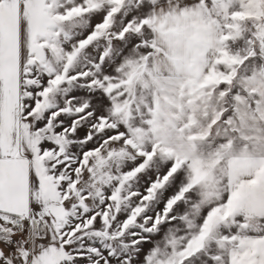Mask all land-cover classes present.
I'll return each mask as SVG.
<instances>
[{
    "label": "snow or ice",
    "instance_id": "obj_1",
    "mask_svg": "<svg viewBox=\"0 0 264 264\" xmlns=\"http://www.w3.org/2000/svg\"><path fill=\"white\" fill-rule=\"evenodd\" d=\"M0 264H264V0H0Z\"/></svg>",
    "mask_w": 264,
    "mask_h": 264
},
{
    "label": "rangeland",
    "instance_id": "obj_2",
    "mask_svg": "<svg viewBox=\"0 0 264 264\" xmlns=\"http://www.w3.org/2000/svg\"><path fill=\"white\" fill-rule=\"evenodd\" d=\"M147 247H150V246H147V245H146V248H147Z\"/></svg>",
    "mask_w": 264,
    "mask_h": 264
}]
</instances>
